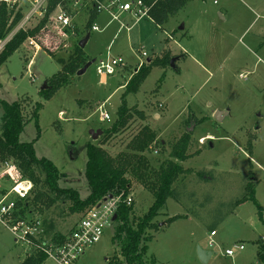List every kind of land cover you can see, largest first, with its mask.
Masks as SVG:
<instances>
[{
  "label": "rangeland",
  "instance_id": "rangeland-1",
  "mask_svg": "<svg viewBox=\"0 0 264 264\" xmlns=\"http://www.w3.org/2000/svg\"><path fill=\"white\" fill-rule=\"evenodd\" d=\"M1 1L23 13L9 34L14 36L32 0ZM216 1L191 0L169 23L166 31L171 32L170 26L175 24L174 34H179L181 46L175 45L176 50L171 52L172 58L176 57L174 67L170 64L152 69L139 91L127 97L131 108L144 112V119L134 114L127 128L102 144L118 158L130 152L128 144L148 126L157 134L152 146L158 152L149 149L143 155L151 168L158 170L170 159L173 146L190 134L187 160L175 159L188 171L174 183V197L155 218L158 227L148 231L152 240L146 258L154 259L156 264H264L259 257L264 243L259 208L252 200L238 205L252 184L264 219V0ZM36 17L26 28L41 21L40 16L38 20ZM86 18L84 12L80 17L82 28ZM109 19V15L101 14L96 23L103 28ZM123 21L127 22L125 15L120 17ZM120 22L102 32L90 31L91 39L84 48L89 61L110 51L112 55L122 54L125 63L132 65L107 76L105 82L94 62L85 73L71 76L69 84L50 100L40 94L41 89L48 88L47 81L62 70L64 64L60 61H67L80 46L74 23L70 30L65 28L68 34L62 37V45L57 46V39L51 35H38V47L28 38L0 68V99L23 103L25 117L30 120L21 141H35L37 128L32 116L37 102H42L41 137L35 142L37 156L51 160L63 173L61 185L77 189L83 199L90 194L85 176L86 145L99 143L114 124L125 86L131 73L134 75L135 68H139L141 57L146 64L149 56H161L167 44L165 30L135 26L118 32ZM144 51L149 56L144 57ZM218 110L223 111L221 120L215 118ZM105 112L111 120L103 118ZM3 114L0 106V120ZM99 129L102 133L93 139L91 131ZM5 164L0 161V176L7 177L11 188L6 167L15 164ZM151 172L141 168L137 174L133 170L128 174L137 217L148 212L154 202L153 192L144 181ZM70 206V202L60 200L43 213L36 209L27 213L28 219L43 223L42 232L37 234L42 241L54 244L56 235L65 233L68 238L73 234L86 211L73 213ZM174 216L182 218L169 222ZM114 222L76 264H107L120 255V246L113 242ZM213 231L217 232L214 236ZM241 244L245 246L243 251L236 250L232 257L226 255L227 249ZM199 248L211 252L207 263L200 261ZM33 254L34 246L30 249L16 241L12 231L0 223V264H23ZM43 264L58 263L47 259Z\"/></svg>",
  "mask_w": 264,
  "mask_h": 264
},
{
  "label": "trees",
  "instance_id": "trees-1",
  "mask_svg": "<svg viewBox=\"0 0 264 264\" xmlns=\"http://www.w3.org/2000/svg\"><path fill=\"white\" fill-rule=\"evenodd\" d=\"M190 1L143 0L149 7V17L161 27ZM63 3V0H50L45 17L35 27L21 28L11 38L0 53V68L11 55L20 49L28 38L36 37L40 33L46 25L49 14L59 4ZM97 16L98 12L94 8L86 24L87 31L92 29ZM22 18L23 13L21 10L16 12L8 7L6 1L0 0V40L6 39ZM171 54L170 49L166 48L161 56L151 59L148 63L139 67L125 86L122 104L117 112V119L112 127L104 132V139L100 140L99 143L90 142L86 145L88 160L85 176L90 194L85 199L81 198L77 189L61 185V179L64 177L63 173L51 160L37 156L35 142L41 137L39 119L40 112L44 107L43 103L37 102L32 116L36 121L37 128L35 141L24 142L21 141V135L30 120L25 117L23 103L0 99V106L4 112L0 120V161L2 164L13 162L21 171L23 177L33 183L31 192L33 197L17 202L19 207L18 218H24L28 212L34 209L43 213L45 209L51 208L60 200L70 202L71 212L79 213L95 206L107 196L118 195L123 192L124 197H126L132 188L131 179L128 177L130 170H133L135 174L140 172L141 168L149 172L152 170L150 176L144 181L153 192L154 202L148 212L140 217L134 214V204L131 206L120 205L117 219L114 222L115 234L113 236V242L120 246V255L115 256L107 264H156L154 259L148 260L146 258L149 250L148 243L152 240V235L148 231L158 227V223L154 222L155 218L165 207L169 198L174 197V183L181 174L188 171L176 160H187L190 134L186 133L173 146L170 159L158 170L151 168L148 159L143 155L157 138L156 132L148 126H145L128 144L127 148L130 152L121 153L118 158L111 156L102 144L127 128L134 114L144 119V112L131 108L128 105L127 97L139 91L142 83L154 67L166 68L170 66ZM89 60L90 58L84 50L78 46L75 53L67 61H60L64 64L62 70L47 81V89L40 90L43 99L50 100L57 90L69 84L71 76H74ZM247 188L249 193L241 201H238V205L247 200H252L257 204L259 215L264 222L263 210L256 199L255 188L252 184H249ZM180 218L182 216L171 217L169 222H174ZM65 236L61 233L56 235L54 239L57 241L55 243L62 244L66 239ZM261 249L262 252L259 253V257L264 262V243ZM47 259L48 257L44 252L36 250V254L27 256L23 264H43Z\"/></svg>",
  "mask_w": 264,
  "mask_h": 264
},
{
  "label": "built area",
  "instance_id": "built-area-1",
  "mask_svg": "<svg viewBox=\"0 0 264 264\" xmlns=\"http://www.w3.org/2000/svg\"><path fill=\"white\" fill-rule=\"evenodd\" d=\"M50 0H32V9L26 14L23 22L19 25L15 33L21 28H26L27 24L39 16L44 18L47 13L48 3ZM90 3V5L96 9L98 13L106 12L112 17V20H119L120 14L124 12H132L136 18H142L148 15L149 7L143 2V0L124 1V0H63V4H59L48 17L45 27L40 31L38 35H51L53 39H57V46L62 45V37L67 35L65 28H73V22L71 17V11L68 7L70 3L79 5L83 2ZM125 27V25H122ZM58 28L57 29H55ZM92 29L95 31H101V28L94 24ZM15 35V34H14ZM37 35V36H38ZM13 34L8 36L4 40H0V53L4 49L5 45L11 40ZM36 36V37H37ZM36 37L29 38L32 44L38 47ZM39 37V36H38ZM143 56H147L144 51ZM139 63V67L145 62ZM96 71L101 77H107L113 75L117 68H123L126 66L124 59L120 56H113L110 51L100 59H96ZM103 118L111 120L110 115L105 112ZM153 144L150 146V150H153ZM155 153L157 149L153 150ZM7 165V164H5ZM6 175L9 176L13 185L9 189L3 198L0 199V223L7 226L12 233L16 236V241L23 243L28 248L44 252L48 259H54L58 264H76V262L85 255L86 251L101 241L105 228L114 222V216L117 215L118 209L121 204L131 206L133 204L132 194H128L124 197V193L118 195H110L105 197L95 206L86 210L84 216L74 228L73 234L66 238L62 244H51L47 241H42L38 237L39 232H42L43 223L39 220L32 221L27 216L24 218H18L19 207L18 201L26 200L32 189L33 183L25 179L16 165H9L6 167ZM38 234V235H37ZM212 235H216V231L212 232ZM213 245V242H211ZM245 246L243 244L238 245L235 249H227V256H234L235 251H243Z\"/></svg>",
  "mask_w": 264,
  "mask_h": 264
},
{
  "label": "crops",
  "instance_id": "crops-1",
  "mask_svg": "<svg viewBox=\"0 0 264 264\" xmlns=\"http://www.w3.org/2000/svg\"><path fill=\"white\" fill-rule=\"evenodd\" d=\"M124 1H128V0H124ZM134 1V0H133ZM215 2H217L216 0H215ZM190 3V2H189ZM189 3L184 7V8H182L177 14H175L174 16H171V18L169 19V21L163 26V27H161V26H158L157 24H155L154 23V21L149 17V15H147V16H144V17H142V18H136L135 17V15L132 13V12H124V13H122V14H120V16H119V20H117V21H115V20H112V17H111V15L109 14V13H106V12H101V13H98V16H97V18L95 19V21H94V23H93V25L94 24H96L97 25V23H96V20L97 19H99L100 17H101V14H107V15H109L110 16V19L105 23V25L103 26V28H101V31L100 32H102V31H104L109 25H111V24H113L114 22H120V17L122 16V15H125V19L127 20V22L125 21H123L124 23H122V22H120V24H119V27L117 28V31L118 32H120L122 29H124V28H126L128 31H130L132 28H134L135 26H141V27H144V29H147V27H155V28H157V29H162V30H165L166 31V29L167 28H169V23L170 22H172L173 20H176V17H177V15L178 14H180L183 10H185L186 8H187V6L189 5ZM30 8H29V11H28V13L31 11V9H32V3L30 4ZM70 8H71V17H72V22L74 23V24H76L75 26H76V30H75V32H76V35H75V37L76 38H78L79 40L81 39V42H82V40H83V38H80V36H85L86 37V35L87 34H90V38H89V40H88V42L90 41V39H91V32L90 31H95V30H93V29H91L90 31H87V29H86V24H87V22H88V20H89V18H90V16H91V14H92V11L94 10V8L90 5V3H87V4H84V3H81V4H79V5H75V4H73V3H70ZM84 12H86L87 13V18L85 19V21H83V28H82V23H80V21H81V19H80V17H81V15L84 13ZM28 13H25V16H26V14H28ZM37 18V20H38V17H36ZM33 20H35V18L34 19H32L28 24H30ZM130 23H132V24H130ZM143 24V25H140V24ZM27 24V25H28ZM92 25V26H93ZM122 25H125V27H123ZM68 30H70L69 28H67ZM170 29H171V32H167V38H165V41H166V47L164 48V50L166 49V48H169L170 50H171V52L172 51H174V50H176V47H175V45H177L179 48L181 47L180 46V43H179V34L178 33H175L174 34V29H175V24H172L171 26H170ZM183 30H185V26H182L181 27V31H183ZM82 32H83V34H82ZM68 34V33H67ZM81 34V35H80ZM117 35V34H116ZM116 35H115V37H116ZM178 37V38H177ZM80 42V41H79ZM87 42V43H88ZM87 45V44H86ZM86 47V46H85ZM83 50H84V48H83ZM163 50V51H164ZM104 53V52H103ZM102 53V55L101 56H105L104 54ZM147 53V52H146ZM173 54H176L175 52H173ZM177 55V54H176ZM113 56H116V57H118V56H120V57H122L123 58V56H122V54H117V55H113ZM147 56H149V54L147 53ZM157 56V55H156ZM156 56H154L155 58H156ZM176 58V57H175ZM152 59V57H150L149 56V59L147 60L148 62L150 61ZM94 60H96V59H94ZM138 66H139V63H138ZM130 67H132V65L131 64H129L128 62H126V66H124L123 68H121L120 70H122V69H130ZM139 69V68H138ZM138 69H136L135 68V70H136V72L138 71ZM135 72V73H136ZM132 76H133V74L131 73V75H130V78H129V80L132 78ZM104 78V82L106 81V77H103ZM124 86V85H123ZM7 178V177H6ZM6 178H5V176H4V174L3 175H1L0 176V199L3 197V195L4 194H6L8 191H9V189H10V187H9V184H8V182L6 181ZM217 233V232H216ZM63 234H65V233H63ZM210 259V258H209ZM24 261V260H23ZM78 262V261H77Z\"/></svg>",
  "mask_w": 264,
  "mask_h": 264
},
{
  "label": "water",
  "instance_id": "water-1",
  "mask_svg": "<svg viewBox=\"0 0 264 264\" xmlns=\"http://www.w3.org/2000/svg\"><path fill=\"white\" fill-rule=\"evenodd\" d=\"M89 38H90V34H87L86 37H85V38L82 40V42L80 43V48H82V49L85 48V46H86V44H87ZM174 61H175V58H172V59H171V66H172V67H174V65H175V64H174ZM94 62H95L94 59L91 60V61H89V62H87L86 65H85L84 67H82L81 69H79V70L77 71V74H78V75H81V74L85 73V72L87 71V69H88V68H89ZM46 86H47L46 83H44L43 88H46ZM222 117H223V111L218 110V111L216 112L215 118H216L217 120H221ZM192 129H193V127H190L188 130H189V131H192ZM101 133H102V131H101L100 129L97 130V131H95V130H92V131H91V134H92L93 139H97L98 136H99ZM116 219H117V215L114 216V220H116ZM198 257H199L200 261H202L203 263H207V261H208L209 258L211 257V252H208V251H206V250H202L201 248H199V251H198Z\"/></svg>",
  "mask_w": 264,
  "mask_h": 264
},
{
  "label": "bare ground",
  "instance_id": "bare-ground-1",
  "mask_svg": "<svg viewBox=\"0 0 264 264\" xmlns=\"http://www.w3.org/2000/svg\"><path fill=\"white\" fill-rule=\"evenodd\" d=\"M42 19H43V18H42ZM118 70H120V68H117L116 71H115V73H117ZM115 73H114V74H115ZM114 74H113V75H114ZM211 235H212V234H211ZM212 236H214V235H212Z\"/></svg>",
  "mask_w": 264,
  "mask_h": 264
}]
</instances>
